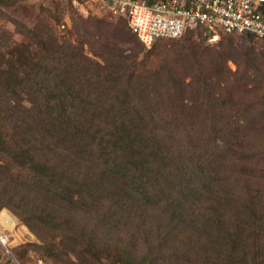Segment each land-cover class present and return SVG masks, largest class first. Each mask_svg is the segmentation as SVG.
<instances>
[{
  "label": "trees",
  "instance_id": "trees-1",
  "mask_svg": "<svg viewBox=\"0 0 264 264\" xmlns=\"http://www.w3.org/2000/svg\"><path fill=\"white\" fill-rule=\"evenodd\" d=\"M19 49L0 63V123L16 129L11 139L0 135L9 157L0 160V203L47 256L264 264V128L220 129L203 124L200 111L161 125L164 116L141 111L131 96V75L64 76Z\"/></svg>",
  "mask_w": 264,
  "mask_h": 264
},
{
  "label": "rangeland",
  "instance_id": "rangeland-1",
  "mask_svg": "<svg viewBox=\"0 0 264 264\" xmlns=\"http://www.w3.org/2000/svg\"><path fill=\"white\" fill-rule=\"evenodd\" d=\"M20 47L32 63L48 62L64 76L131 75V96L141 111L164 116L161 125L175 124L181 112L196 117L200 111L203 124L220 129L264 128V41L247 35L195 28L147 47L105 0H0V63L16 60ZM130 59L135 67L129 73ZM3 93L0 86V103L7 99ZM14 96L13 89L6 94L10 106ZM172 112L176 118L170 119ZM14 128L13 121L0 123V135L11 139ZM8 158L0 149V160ZM2 213L16 224L0 218V229L10 237L9 251L0 245V264H58L39 236L0 203Z\"/></svg>",
  "mask_w": 264,
  "mask_h": 264
},
{
  "label": "built area",
  "instance_id": "built-area-1",
  "mask_svg": "<svg viewBox=\"0 0 264 264\" xmlns=\"http://www.w3.org/2000/svg\"><path fill=\"white\" fill-rule=\"evenodd\" d=\"M114 14L147 47L161 38L177 39L204 27L218 34L239 33L264 39V0H105ZM10 237L0 229V245L9 251Z\"/></svg>",
  "mask_w": 264,
  "mask_h": 264
},
{
  "label": "bare ground",
  "instance_id": "bare-ground-1",
  "mask_svg": "<svg viewBox=\"0 0 264 264\" xmlns=\"http://www.w3.org/2000/svg\"><path fill=\"white\" fill-rule=\"evenodd\" d=\"M0 218L11 226L16 224V218L8 213H2Z\"/></svg>",
  "mask_w": 264,
  "mask_h": 264
}]
</instances>
